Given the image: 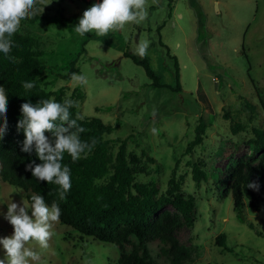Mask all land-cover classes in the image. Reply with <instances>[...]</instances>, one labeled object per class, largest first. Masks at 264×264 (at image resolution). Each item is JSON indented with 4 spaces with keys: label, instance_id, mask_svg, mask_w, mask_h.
<instances>
[{
    "label": "rangeland",
    "instance_id": "374dc122",
    "mask_svg": "<svg viewBox=\"0 0 264 264\" xmlns=\"http://www.w3.org/2000/svg\"><path fill=\"white\" fill-rule=\"evenodd\" d=\"M44 2L50 4L36 12L41 18L22 22L19 30L38 38L46 64L62 69L73 59L77 74L87 77L76 115H96L113 124L104 137L130 135L126 150L136 168L134 180L152 179L157 192H163L174 169L181 177V191L194 197L192 225L174 232L190 257L177 264L264 261V192L253 203L243 197L235 209L229 189L234 163L249 160L255 165L264 157L251 152L252 127L264 129V0H148L144 21L105 37H80L74 30L84 11L102 0ZM141 39L150 41L144 58L161 85L152 84L143 67L122 54L126 50L141 58L136 52ZM48 69L42 71L45 87L62 86L69 95L75 86L71 78L64 81ZM200 121L201 139L187 149ZM111 143L113 153L116 142ZM193 163L205 172L199 180L192 176ZM22 198L20 187L0 177V238L13 233L4 218L7 203H20ZM164 208L172 209L169 204ZM52 230L55 235L47 249L29 245L44 264L116 263L119 249L114 243L79 237L77 230L60 222ZM219 232L225 246L215 242ZM132 245L137 241L130 236L123 248L127 251ZM145 245L158 264H170L158 239ZM3 255L0 245V258Z\"/></svg>",
    "mask_w": 264,
    "mask_h": 264
},
{
    "label": "trees",
    "instance_id": "16d2710c",
    "mask_svg": "<svg viewBox=\"0 0 264 264\" xmlns=\"http://www.w3.org/2000/svg\"><path fill=\"white\" fill-rule=\"evenodd\" d=\"M40 18L38 14H35L30 19L22 20L21 23L33 22ZM12 42L9 56L14 57L15 62L0 53V86L6 89L8 99L6 113L8 127L5 135L0 139V177L20 187L24 198L28 201L34 194L43 196L49 206L56 201L61 208L59 222L77 230L79 237L86 235L100 241L114 243L119 249L115 264H158L145 245V242L150 239H158L162 243L161 253L170 260V264H177L189 258L188 247L178 243L174 232L181 225H192L196 215L194 197L181 191V177L175 175L174 169H171L163 192H157L152 179L134 180L136 168L131 157L128 158L126 150L127 137L130 135L104 137L103 133H109L115 126L103 121L100 117L81 115L83 119L77 121L78 125L86 129L80 134L81 139L90 141L91 138H95L97 143L90 153L76 162H72L70 156L65 154L62 163L69 166L72 183L65 200H59L57 194L59 186L38 181L30 171L25 170L26 165L33 160L37 164L41 162L34 152L29 155L21 151L25 136L22 129H17V124L22 118L20 106L26 102L35 105L41 99L50 98L60 103H63L65 99H71L77 103L83 97V90L75 85L66 96L65 87L59 86L56 89L45 87L46 81L42 71L49 68V72L52 71L55 76L67 81L72 73L78 72L73 59L64 68L57 69L56 65L49 66L42 59L44 51L36 36L19 30L13 35ZM122 54L140 64L151 78L152 84L161 85L158 76L149 66L148 59L136 58L126 50ZM174 67V88L178 90L180 86L175 60ZM33 81L35 87L26 91L23 83ZM76 108L70 109L72 119H76ZM2 123L3 120L0 119V124ZM234 127L237 128L236 124L233 129ZM202 130L203 123L200 121L195 127L194 137L188 143L187 149L200 141L199 132ZM252 132L254 138L251 152L253 155L261 153L262 157L264 129L252 127ZM46 135L50 136V133ZM111 142H116L113 153ZM149 159L152 160L151 157ZM191 170L195 180L205 176V172L196 163H193ZM263 176L264 157L260 158L255 165L249 160H240L231 166L229 189L235 209L241 207L243 197L247 198L249 203H253V200L264 192ZM252 181H258L259 191L246 187L247 183ZM165 204H169L172 209L164 208ZM130 236L136 239L137 245H132V248L126 251L123 245L129 242ZM215 242L225 246L222 232L216 235ZM254 264H264V261Z\"/></svg>",
    "mask_w": 264,
    "mask_h": 264
},
{
    "label": "clouds",
    "instance_id": "9594fccd",
    "mask_svg": "<svg viewBox=\"0 0 264 264\" xmlns=\"http://www.w3.org/2000/svg\"><path fill=\"white\" fill-rule=\"evenodd\" d=\"M52 2V0H51ZM43 7L38 8L37 5ZM44 0H0V53L15 62L9 53L12 49V37L20 29L21 21L30 19L37 11L42 13ZM148 0H102L94 3L84 11L79 23L75 25V33L84 37L85 34L95 33L97 36H108L110 32H120L127 24L141 23L148 16ZM150 41L141 39L136 46V52L141 57L147 55ZM74 85L86 87L88 79L84 74H71ZM35 82H24L23 88L30 91ZM7 91L0 86V139L7 131ZM71 99L63 103L54 99H41L35 105L26 102L20 106L22 118L17 124L18 130H23L25 139L21 151L31 155L33 152L41 163L35 160L26 165V171L38 181L59 186L58 197L60 201L66 199L71 190V170L67 164L62 163L65 154L72 162L78 161L82 156L90 153L97 141L81 139L80 134L86 129L78 125L77 121L83 119L78 113L76 119L71 118L70 109L77 107ZM46 133H50L46 135ZM247 188L259 191L258 181L247 183ZM19 193V192H17ZM31 211V215H29ZM61 208L56 201L49 206L40 194H34L30 202L22 198L20 203H7L5 219L12 225L11 236L0 238L4 255L0 264H44L41 255L32 243L41 249L49 247V241L55 235L53 227L59 222Z\"/></svg>",
    "mask_w": 264,
    "mask_h": 264
}]
</instances>
